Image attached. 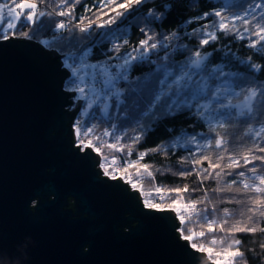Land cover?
I'll list each match as a JSON object with an SVG mask.
<instances>
[{
  "label": "trees",
  "instance_id": "16d2710c",
  "mask_svg": "<svg viewBox=\"0 0 264 264\" xmlns=\"http://www.w3.org/2000/svg\"><path fill=\"white\" fill-rule=\"evenodd\" d=\"M19 1L21 0H16ZM28 1L37 4V12L53 15L38 17L34 25L25 23L21 16L12 38L41 44L59 55L71 53V44H75L77 49L87 46L84 55L93 57L95 62L107 56L118 39H129L131 47L143 38L136 29L141 14L132 12L113 24L93 26L83 33L62 34L54 27L57 20L65 19L55 15L56 11H71L76 18H95L103 13L112 15L111 9L115 5L109 4L108 0H79L78 3L76 0H68V7L65 8L57 7L61 0ZM0 2L13 4L12 0ZM122 2L124 0H116L117 4ZM245 2L246 0L228 2L226 27L231 28L233 24L239 30L245 27L240 20L232 19L236 13L243 11ZM164 3L173 4L174 8L163 27L157 30L175 32L184 27H196L195 24L185 25L184 22L209 11L212 6L222 8L226 0H164ZM103 18L107 19L108 16ZM247 27L264 36V31H261L264 22L259 26L249 24ZM25 32H30L33 39L21 35ZM190 43L195 47L197 41L192 40ZM253 44H256L255 48L252 47ZM260 45L259 36L249 37L244 34V38H241L235 35V31L227 36L220 33L219 41L205 48V51L212 52L207 63L223 65L226 72H235L236 75L228 79L237 91L242 87L258 85L264 81V69L258 73L253 72L249 67V58L252 63H264V48ZM61 48L65 51L62 52ZM161 51L162 49H157L138 53L140 58L135 62L137 65L133 67L130 79L140 74H144L145 78L152 77L149 72L155 71L154 65L159 66L164 59L160 55ZM168 62L175 64V60ZM158 81L159 77H155L147 86L144 83L139 86L122 84L126 88L124 104L115 107L109 115L100 114L93 109L82 120V131L86 132L95 125L86 140L91 142L92 150L100 157L101 172L105 175L104 169H107V178L119 179L138 191L146 200L147 206L143 204L148 209L175 212L179 228L182 227L184 235L191 237L186 241L192 248V244H195V249L203 252L214 264H264V215H261L264 210V195L256 190L257 186L264 187L259 180L260 176H264V167L260 166L259 161H255V175L247 170L252 167L251 163L237 167V163L243 164V157L247 156L250 161L253 159L249 150L253 147L255 132L264 125V115L239 118L234 127L229 129L226 148L209 147L206 140H211L212 137L209 135L208 125L196 119L188 90L174 91L157 100L156 96L161 88ZM105 129H109L114 136H105ZM129 129H141L144 132L143 138L136 143L127 138L117 141L115 135L123 137ZM191 136L196 138L198 144L185 143L186 138ZM178 138L179 142L174 150L171 145ZM165 144L168 149H161L160 146ZM189 152L193 153V157L186 159ZM196 160H199L198 164ZM241 171L245 172L244 182L252 185L251 191L243 189L239 183L240 178L236 173ZM234 179L239 186L231 183ZM157 197L162 199L161 202H157ZM249 228L255 231L238 230ZM178 233L181 236L180 231ZM237 240L240 241L239 244L235 243ZM233 252L240 255L230 256Z\"/></svg>",
  "mask_w": 264,
  "mask_h": 264
},
{
  "label": "water",
  "instance_id": "95a60500",
  "mask_svg": "<svg viewBox=\"0 0 264 264\" xmlns=\"http://www.w3.org/2000/svg\"><path fill=\"white\" fill-rule=\"evenodd\" d=\"M64 55L0 41V264H213L178 233L175 212L77 152Z\"/></svg>",
  "mask_w": 264,
  "mask_h": 264
},
{
  "label": "snow or ice",
  "instance_id": "6c2138e0",
  "mask_svg": "<svg viewBox=\"0 0 264 264\" xmlns=\"http://www.w3.org/2000/svg\"><path fill=\"white\" fill-rule=\"evenodd\" d=\"M78 3L79 0H76ZM230 0L222 8L212 6L209 11L197 14L194 19H188L185 25H197L191 29L184 27L175 32H160L157 29L163 27L168 19V15L174 8L173 4H166L164 0H124L122 3H116V0H108L109 4L115 5L111 9L112 15L103 13L95 18L81 17L76 18L71 11H56L54 14L65 19L57 20L54 27L62 34L69 32L83 33L96 27H102L115 23L118 19H123L129 14L140 13V20L136 29L142 39L138 44L130 47V40L127 38L118 39L112 45V51L102 59L93 62V57H85L84 53L87 46L77 49L75 44H71L73 51L64 55L61 64L62 70L66 73V79L62 83V91L74 92L80 101L85 103V108L80 112L72 122V136L75 137V146L80 155L89 154L88 150L92 147L91 142L86 140V136L93 131V127L87 131H82V119L84 115L92 109L100 114L109 115L115 107L124 104V93L126 88L121 85L139 86L144 83L147 86L152 78L159 77L160 91L156 96L157 100L161 97L187 89L193 102V110L196 113V119L208 125L211 140H206V145L214 146L217 149H224L227 146L229 138V129L234 127L235 122L242 117L257 118L264 115V81L258 85H249L242 87L239 91L233 86L229 77L236 75L235 72H226L223 65H211L207 63L212 52L205 51L206 46L219 41V34L227 36L233 34L244 38V34L259 36L261 47L264 48V36L259 32L247 27L249 24L259 26L264 22V0H246L243 5V11L232 16L233 20H240L245 27L242 30L236 28L233 24L231 28L225 26L227 18V7ZM16 0H13V5ZM102 6V5H101ZM19 9H26V12H19ZM58 8L68 7V0H61ZM37 4L23 3L18 6H12L9 3H0V41L12 38L16 32L17 23L23 16L24 22L34 25L38 17L53 15L48 12H37ZM166 10V11H165ZM90 12L91 9H88ZM108 18L104 19L103 16ZM204 21V23H200ZM264 31V28L261 29ZM142 34V35H141ZM28 39H33L30 32L21 33ZM55 39V37H53ZM196 40L195 47L190 43ZM253 48L256 44L252 45ZM162 49L160 55L164 57L159 66L154 65L155 71H151L152 77L145 78L140 74L131 78L132 69L135 62L140 58L138 53H148ZM64 52L65 49L61 48ZM169 60H175V64L169 63ZM249 67L253 72L258 73L264 69V63H252L249 58ZM239 100L237 103L235 101ZM251 130V126H249ZM264 125L259 131L255 132L253 137V147L249 150L253 159L250 161L247 156L243 157V164L237 163V167H244L252 164L249 172L254 175L257 173L255 161L260 162L264 167ZM105 136H114L109 130H104ZM117 141L127 138L133 143L139 142L144 132L141 129H129L125 136L115 135ZM179 142L174 141L172 149H176ZM185 143L198 144L194 136L188 137ZM161 149L167 150V145H161ZM98 151V149H97ZM193 153L189 152L187 158H192ZM199 163V160H196ZM234 163H236L234 161ZM105 175L108 174L104 169ZM231 173H226L230 175ZM219 176V173L217 174ZM236 176L240 178V184L243 189L252 190V185L244 182L245 172H237ZM260 184L264 185V176L259 177ZM237 185V180L231 182ZM239 186V185H237ZM261 195H264V187L257 186L256 189ZM147 206V202H145ZM215 209L213 208V212ZM227 211V210H225ZM264 215V210L261 211ZM182 219V218H181ZM239 231H255V229H238ZM185 240L191 237L184 235V229H178ZM264 231V229H262ZM239 244L240 241H235ZM196 248L195 244H192ZM230 256L240 255L233 252Z\"/></svg>",
  "mask_w": 264,
  "mask_h": 264
},
{
  "label": "rangeland",
  "instance_id": "374dc122",
  "mask_svg": "<svg viewBox=\"0 0 264 264\" xmlns=\"http://www.w3.org/2000/svg\"><path fill=\"white\" fill-rule=\"evenodd\" d=\"M3 1H6V0H3ZM13 1V0H12ZM0 3H3V2H0ZM23 3H31V2H29L28 0H21V1H19V2H16V4L15 5H13V4H11L12 6H18L19 4H23ZM17 10L19 11V12H26L27 10L26 9H19L18 7H17ZM24 18V17H23ZM25 19V18H24ZM68 93H74V92H68ZM79 100V98L78 97H76V95H75V93H74V97H73V99H72V103H73V106H72V110H74V108H75V104H77V102H80V100ZM81 103H82V105H81V108H80V112L85 108V103L83 102V101H81ZM93 110V109H92ZM92 110H89L85 115H84V117H83V119H85L87 116H88V114L92 111ZM69 111H71V110H69ZM80 112H79V114H80ZM82 119V120H83ZM156 196V195H155ZM142 198V200H143V203H145V199H143V197H141ZM154 199H156L155 197H154ZM157 203V202H156ZM213 263V262H212ZM214 264V263H213ZM216 264H218V263H216Z\"/></svg>",
  "mask_w": 264,
  "mask_h": 264
},
{
  "label": "built area",
  "instance_id": "2783aa9c",
  "mask_svg": "<svg viewBox=\"0 0 264 264\" xmlns=\"http://www.w3.org/2000/svg\"><path fill=\"white\" fill-rule=\"evenodd\" d=\"M79 101V100H78ZM81 105H82V103H81ZM72 106H73V103H72V105H71V107H70V110L72 111ZM91 150H92V148H90ZM93 151V150H92ZM94 152V151H93ZM95 153V152H94ZM98 168L101 170V168H100V164H99V166H98ZM161 198L160 197H157V202H161Z\"/></svg>",
  "mask_w": 264,
  "mask_h": 264
}]
</instances>
